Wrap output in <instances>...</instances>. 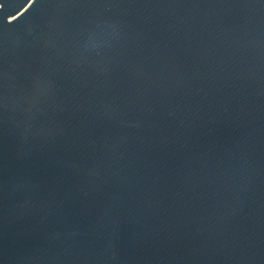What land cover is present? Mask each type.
Masks as SVG:
<instances>
[{
  "label": "water",
  "instance_id": "water-1",
  "mask_svg": "<svg viewBox=\"0 0 264 264\" xmlns=\"http://www.w3.org/2000/svg\"><path fill=\"white\" fill-rule=\"evenodd\" d=\"M0 264H264V0H0Z\"/></svg>",
  "mask_w": 264,
  "mask_h": 264
}]
</instances>
